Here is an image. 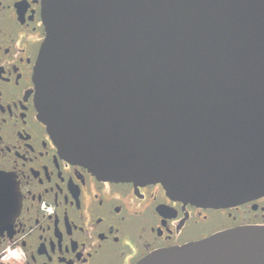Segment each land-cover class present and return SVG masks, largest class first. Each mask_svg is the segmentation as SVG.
<instances>
[{
  "label": "water",
  "instance_id": "95a60500",
  "mask_svg": "<svg viewBox=\"0 0 264 264\" xmlns=\"http://www.w3.org/2000/svg\"><path fill=\"white\" fill-rule=\"evenodd\" d=\"M42 7L36 104L63 157L99 179L161 183L170 197L201 206L264 195V0ZM4 191L0 220L10 222L15 208ZM136 264H264V226L231 228Z\"/></svg>",
  "mask_w": 264,
  "mask_h": 264
},
{
  "label": "flooded vegetation",
  "instance_id": "af4514ba",
  "mask_svg": "<svg viewBox=\"0 0 264 264\" xmlns=\"http://www.w3.org/2000/svg\"><path fill=\"white\" fill-rule=\"evenodd\" d=\"M42 8V0H0V192H11L15 208L10 222L0 220V264H136L223 230L264 226V195L201 206L160 183L99 179L63 157L36 104Z\"/></svg>",
  "mask_w": 264,
  "mask_h": 264
},
{
  "label": "rangeland",
  "instance_id": "374dc122",
  "mask_svg": "<svg viewBox=\"0 0 264 264\" xmlns=\"http://www.w3.org/2000/svg\"><path fill=\"white\" fill-rule=\"evenodd\" d=\"M15 212V211H14Z\"/></svg>",
  "mask_w": 264,
  "mask_h": 264
}]
</instances>
